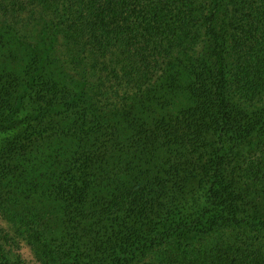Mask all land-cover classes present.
<instances>
[{
  "label": "trees",
  "instance_id": "trees-1",
  "mask_svg": "<svg viewBox=\"0 0 264 264\" xmlns=\"http://www.w3.org/2000/svg\"><path fill=\"white\" fill-rule=\"evenodd\" d=\"M220 1L0 0V213L39 264H264V0L211 62Z\"/></svg>",
  "mask_w": 264,
  "mask_h": 264
},
{
  "label": "rangeland",
  "instance_id": "rangeland-1",
  "mask_svg": "<svg viewBox=\"0 0 264 264\" xmlns=\"http://www.w3.org/2000/svg\"><path fill=\"white\" fill-rule=\"evenodd\" d=\"M224 5H225L224 0H221L219 3V9H222V14H220L218 19L212 23V25L214 26L216 31H218L220 34L219 44L222 46V48L219 47V45L217 44V42L215 41L214 38H213L214 41L209 38L208 42H207L206 56L211 62H213L216 59V53L220 50H223V53L225 54L226 59L228 57V54H227L228 43H229L228 23H227L226 18L224 17V14H223ZM1 35H3L4 37L8 36V32L5 31L4 29H0V36ZM171 73L173 75V71ZM227 96H229L231 98L232 104H234V103L236 104V102H237L236 99L230 93H227ZM232 107H233V111L235 110L236 115L243 108L240 106H232ZM234 107H237V108L234 109ZM259 109H260V107H249L246 109V112L250 115L253 112H258ZM248 154H249V150L244 149L243 153L240 151V154L238 157H235L234 159H232L231 161L228 162L231 164H227V159L224 160L223 161L224 169L227 171V165H230V167L235 172L240 171L242 168L243 161L248 156ZM255 199L257 200L258 203L263 205V208H264V201H263L264 200V194H261V192L255 194ZM0 226L7 229L11 233V235L14 236L15 243L13 244V251L17 254H20L24 258L25 264H39V262L37 261V259L35 257V254H34L33 250L31 249V247L29 246V244L25 240H23L20 236H17L15 234V230H14L12 224L9 221H7L1 213H0Z\"/></svg>",
  "mask_w": 264,
  "mask_h": 264
}]
</instances>
